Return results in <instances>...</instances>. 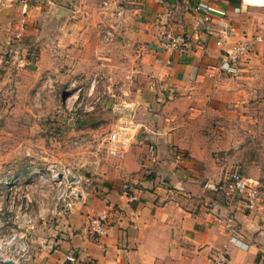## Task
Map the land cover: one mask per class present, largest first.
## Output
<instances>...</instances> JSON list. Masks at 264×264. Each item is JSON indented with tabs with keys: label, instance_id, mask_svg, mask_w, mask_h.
<instances>
[{
	"label": "crops",
	"instance_id": "crops-1",
	"mask_svg": "<svg viewBox=\"0 0 264 264\" xmlns=\"http://www.w3.org/2000/svg\"><path fill=\"white\" fill-rule=\"evenodd\" d=\"M7 4L16 30L0 32L4 91L11 93L13 86L19 90L29 76L41 73L49 56L54 69L61 70L62 58L68 56L69 72H103L120 52L118 73L131 66L134 77L122 75L117 85L136 89L128 101L117 94V105L143 104L142 116L133 110L139 129L128 131L123 156L103 165L86 188L87 197L81 195L82 202L74 204L65 223L25 264H64L71 252L79 264H264V188L251 212L226 201L218 190L223 165L196 141L197 122L210 124L226 109L237 112L254 93H263L264 80L256 70L258 63L264 64V9L244 8L240 0ZM66 10L67 18L57 16ZM48 19L58 27L65 20L66 27L44 31ZM164 31L182 35L186 45L179 51L162 48ZM255 35L262 40L253 42ZM237 42L251 44L239 70L234 75L219 71L221 55ZM94 55L101 60L92 61ZM242 174L262 181L260 174ZM126 184L133 186L136 199L124 189ZM106 207L111 211L101 243L79 235L88 219Z\"/></svg>",
	"mask_w": 264,
	"mask_h": 264
},
{
	"label": "rangeland",
	"instance_id": "rangeland-1",
	"mask_svg": "<svg viewBox=\"0 0 264 264\" xmlns=\"http://www.w3.org/2000/svg\"><path fill=\"white\" fill-rule=\"evenodd\" d=\"M10 1L0 0L1 33L16 30V21L7 16ZM58 15L67 18V10ZM8 18L13 20L6 25ZM63 27L65 20L58 27L48 19L42 29L51 33ZM120 56L119 52L108 60L111 69L103 72H69L64 61L68 56L62 58L61 70L54 69L49 56L43 71L29 76L19 90L13 86L10 93L0 88V264H25L40 243L65 223L74 204L82 202V196L76 198L71 192L87 197L86 188L103 165L121 158L108 151L109 135L124 127L128 137L129 130L139 129L133 110L137 108L136 115L142 116L143 104L127 102L118 107L116 102L117 94L128 101L136 89L117 85L122 75L126 80L134 77L131 66L118 73ZM124 58L129 59L126 54ZM96 59L94 55L91 60ZM262 65L258 63L256 71L264 80ZM73 77L79 80L75 83ZM199 122L198 146L206 148L216 164L222 163L223 174L231 168L250 177L260 174L262 190L264 91L254 93L237 112L226 109L210 124ZM75 179L79 182H72ZM68 202L71 205L65 207Z\"/></svg>",
	"mask_w": 264,
	"mask_h": 264
},
{
	"label": "built area",
	"instance_id": "built-area-1",
	"mask_svg": "<svg viewBox=\"0 0 264 264\" xmlns=\"http://www.w3.org/2000/svg\"><path fill=\"white\" fill-rule=\"evenodd\" d=\"M240 5L244 8L256 7L264 9V0H240ZM199 8L203 10H212L210 6L205 4H200ZM20 37L21 34L19 33L15 36V38L18 39ZM252 38L253 42H260L262 40L260 35H255ZM159 44L162 48L179 51L186 45V38L171 31H164L159 40ZM250 47L251 44L248 42H237L232 44V47L221 55L218 70L231 75L236 74L239 70V65ZM95 81L93 80V82ZM127 139V132L124 127L111 133L108 138V151L111 154L122 157L126 151ZM72 182L77 183L79 180L75 179ZM218 185V190L226 201L238 203L247 212L253 211L259 201V182L246 178L237 168L228 170ZM124 189L130 192L131 199H136V194L133 192L132 185L126 184ZM71 195L76 198L81 196L78 192H71ZM70 205L71 202H68L65 207ZM110 211L111 209L106 207L98 214L89 218L85 227L79 231L78 234L85 236V238L95 243H101V238L107 232L106 224L109 219ZM234 240V237H230L231 242ZM64 264H79L76 254L74 252L68 253L65 256ZM88 264L93 263L89 262Z\"/></svg>",
	"mask_w": 264,
	"mask_h": 264
},
{
	"label": "bare ground",
	"instance_id": "bare-ground-1",
	"mask_svg": "<svg viewBox=\"0 0 264 264\" xmlns=\"http://www.w3.org/2000/svg\"><path fill=\"white\" fill-rule=\"evenodd\" d=\"M8 262H10V261H8ZM11 262H13V261H11ZM11 262H10V263H11ZM11 264H12V263H11Z\"/></svg>",
	"mask_w": 264,
	"mask_h": 264
}]
</instances>
